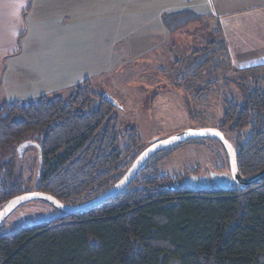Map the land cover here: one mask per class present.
Here are the masks:
<instances>
[{"label":"trees","instance_id":"trees-1","mask_svg":"<svg viewBox=\"0 0 264 264\" xmlns=\"http://www.w3.org/2000/svg\"><path fill=\"white\" fill-rule=\"evenodd\" d=\"M199 18L187 9L164 15V23L174 32ZM199 51L203 69L219 53L230 60L219 37ZM234 70L254 73L264 64ZM117 124V107L95 93L87 79L69 100L57 95L5 103L0 151L19 147L31 134L42 135L36 190L77 204L116 183L140 153L137 127L121 132ZM222 126L239 134L240 173L250 177L263 170L264 89L243 86L241 100L226 98ZM208 140L213 141L194 139L157 153L124 191L98 206L73 214L54 208L56 217L1 231L0 264H264V179L247 186L212 181L201 187L192 181L196 169L184 176L162 171V162L176 149ZM14 169L8 166L1 182L0 208L23 191Z\"/></svg>","mask_w":264,"mask_h":264},{"label":"rangeland","instance_id":"rangeland-1","mask_svg":"<svg viewBox=\"0 0 264 264\" xmlns=\"http://www.w3.org/2000/svg\"><path fill=\"white\" fill-rule=\"evenodd\" d=\"M93 1V28L77 30V36H73L76 41L67 46L66 40L71 39L69 27L63 29L50 23L46 30L39 28L31 34L33 26L29 22L23 35L16 39L17 54L6 56L3 65L0 62V109L5 103H27L42 96L61 95L69 100L76 84L82 85L88 79L95 93L103 97L108 94L120 103L118 130H125L128 125L137 127L143 142L140 153L156 137L167 138L199 127L221 129L236 148L239 134L222 128L225 99L241 100L243 86L253 88L258 84L264 89V70L235 71L230 61L218 56L222 53L213 57L206 69L200 67L203 54L199 49L218 38L213 33L215 28L211 30L213 23L199 19L170 35L162 21V16L168 14L164 13V0ZM104 23L109 24L105 29ZM23 41L27 42L22 45ZM29 44L33 45L32 50ZM39 63L46 83L54 85L34 83L22 76L25 67ZM69 84L75 85L67 89ZM248 131L246 128L241 132L242 141ZM41 136L31 134L19 147L0 151V185L7 177L8 166H12L23 180L22 193L36 191ZM161 168L172 176H184L195 169L198 176L212 172L230 174L224 149L216 140L179 147L162 162ZM50 213H55V209L46 202H26L8 217L1 231H11Z\"/></svg>","mask_w":264,"mask_h":264},{"label":"crops","instance_id":"crops-1","mask_svg":"<svg viewBox=\"0 0 264 264\" xmlns=\"http://www.w3.org/2000/svg\"><path fill=\"white\" fill-rule=\"evenodd\" d=\"M93 2V0H0L2 65L6 56L17 54L16 39L23 35L29 22L33 26L31 34L37 32L39 28L46 30L50 23H56L63 29L68 27L70 29L71 39L66 40V46L76 41L73 36H77V30L91 29L95 24V18H90L94 16ZM164 3L167 4L164 13L170 14L189 9L196 12L200 20L205 18L211 21L213 23L211 30L215 28L213 33L226 42L229 61L234 68L245 69L264 64V0H164ZM163 17L164 15L162 16L164 22ZM105 26L109 24L104 23L103 29ZM166 27L168 28L167 25ZM168 30L170 31L169 28ZM172 32L170 31V35ZM25 42L27 41H23L22 45ZM32 46L29 44V49L32 50ZM22 47L25 49L24 46ZM2 65L0 64V67ZM25 66L23 65V68ZM41 68L40 63L27 66L24 68L26 73H22V76L24 74L30 80L33 79L34 83L41 81L46 83L48 80ZM74 85L69 84L66 88Z\"/></svg>","mask_w":264,"mask_h":264},{"label":"water","instance_id":"water-1","mask_svg":"<svg viewBox=\"0 0 264 264\" xmlns=\"http://www.w3.org/2000/svg\"><path fill=\"white\" fill-rule=\"evenodd\" d=\"M104 97L115 107L120 108V103L117 101V99L108 94H105ZM200 138L216 140L223 146L228 157L230 174L228 175L226 173L212 172L210 177L195 176L192 179L195 185L201 187H210L212 181H214L220 186H225L231 182L237 184L238 186H247L264 179V169L250 177H245L240 173L238 167L237 150L221 129L216 127L188 128L167 138H154L152 142L134 159V161L127 168L126 172L116 183L90 200L77 204H67L61 202L55 196L39 190L25 192L8 199L0 208V227L18 207L30 201L40 200L46 202L52 205L60 213L66 214H73L98 206L124 191L133 182L140 168L157 153L169 147L181 145L191 140ZM39 156H41L40 148ZM56 216H58L57 213L46 214L43 218L38 219L36 222H43Z\"/></svg>","mask_w":264,"mask_h":264},{"label":"flooded vegetation","instance_id":"flooded-vegetation-1","mask_svg":"<svg viewBox=\"0 0 264 264\" xmlns=\"http://www.w3.org/2000/svg\"><path fill=\"white\" fill-rule=\"evenodd\" d=\"M210 174L211 173H209V175L208 174H202L201 176H208V177H210ZM3 225V224H2ZM2 225H1V227H0V232H1V229H2Z\"/></svg>","mask_w":264,"mask_h":264}]
</instances>
